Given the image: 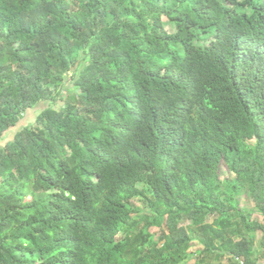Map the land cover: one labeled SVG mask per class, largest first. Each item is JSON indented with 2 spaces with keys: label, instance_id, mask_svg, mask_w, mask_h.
Returning a JSON list of instances; mask_svg holds the SVG:
<instances>
[{
  "label": "trees",
  "instance_id": "trees-1",
  "mask_svg": "<svg viewBox=\"0 0 264 264\" xmlns=\"http://www.w3.org/2000/svg\"><path fill=\"white\" fill-rule=\"evenodd\" d=\"M41 102L0 147V264L264 258V0H0V138Z\"/></svg>",
  "mask_w": 264,
  "mask_h": 264
},
{
  "label": "rangeland",
  "instance_id": "rangeland-1",
  "mask_svg": "<svg viewBox=\"0 0 264 264\" xmlns=\"http://www.w3.org/2000/svg\"><path fill=\"white\" fill-rule=\"evenodd\" d=\"M164 23H165L166 28H168L169 30L172 31V28L170 27V24L167 21L166 17H164ZM62 104H63V101L59 100L54 105L56 108L59 109L62 106ZM48 106H51V104L50 103L48 104L47 102H45L44 105H42V107H48ZM33 113H34V110L30 109L27 111L26 115H27V117H29V115L32 116ZM25 124H26V121L24 122V120H23L18 126L13 127L9 131V134L7 136L5 135V141L2 142L3 145L6 146L10 141L13 140V138H14L13 135L16 133V131H18V128L20 129L24 126H28V124H26V125ZM249 142L254 143L255 139H251V140H249ZM236 179H237L238 194L235 195V198H236V202H237L238 207L240 209H243V208L254 209V202L251 198L250 189L247 186L245 187L244 179L242 177H240L239 175H236L235 173L230 172L227 165L224 162H222L220 165L217 182L219 184H222V183H225V182L230 181V180L234 181ZM131 205L134 208L141 210L144 207V202L141 199L136 198V199H133L131 201ZM253 216L262 219L260 214L257 212ZM211 221H212V219H211ZM151 231H152V233L157 235L156 239H159L160 230L157 228H153ZM166 244H167V242H166V240H164V241H159L158 245L160 248L164 249ZM202 248H203V244L200 242V239L197 236H194V240L191 244V249L189 250L190 255L184 264H195L196 258L199 255V253L202 251ZM259 264H264V258H261L259 260Z\"/></svg>",
  "mask_w": 264,
  "mask_h": 264
},
{
  "label": "crops",
  "instance_id": "crops-1",
  "mask_svg": "<svg viewBox=\"0 0 264 264\" xmlns=\"http://www.w3.org/2000/svg\"><path fill=\"white\" fill-rule=\"evenodd\" d=\"M44 103L45 102H41V103L37 104L34 108H32V110H34L33 115L32 116L29 115V117H27V115H24V118L20 121V123L24 120V122L26 121V124H28V125L34 124L36 122L37 116L46 108V107H42V105H44ZM12 128L13 127H11L10 129L6 130V132L4 133L3 137L0 138V147H5V145H3L2 142L5 141V135L7 136L9 134V131ZM18 130H19V128H18ZM16 133H17V131H16ZM16 133L13 135V137H15Z\"/></svg>",
  "mask_w": 264,
  "mask_h": 264
}]
</instances>
